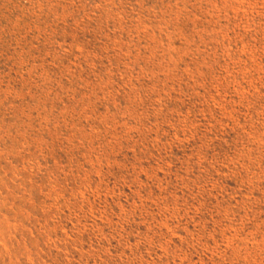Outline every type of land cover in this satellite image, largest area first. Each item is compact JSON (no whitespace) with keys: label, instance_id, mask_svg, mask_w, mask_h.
Here are the masks:
<instances>
[{"label":"rangeland","instance_id":"374dc122","mask_svg":"<svg viewBox=\"0 0 264 264\" xmlns=\"http://www.w3.org/2000/svg\"><path fill=\"white\" fill-rule=\"evenodd\" d=\"M0 264H264V0H0Z\"/></svg>","mask_w":264,"mask_h":264}]
</instances>
